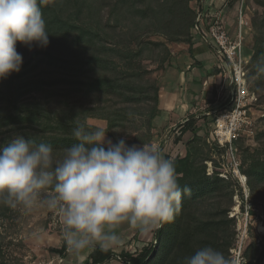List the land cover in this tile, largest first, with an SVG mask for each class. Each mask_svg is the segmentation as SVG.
Returning <instances> with one entry per match:
<instances>
[{"label": "trees", "instance_id": "trees-1", "mask_svg": "<svg viewBox=\"0 0 264 264\" xmlns=\"http://www.w3.org/2000/svg\"><path fill=\"white\" fill-rule=\"evenodd\" d=\"M191 1L44 0L41 11L48 46L29 49L17 43V51L29 49V55L21 53L19 73L0 80V145L23 134L37 144H50L61 154L78 143L72 136L77 125L99 127L88 123L89 118L106 120L104 129L113 142L120 137L128 144L150 142L141 136L137 124L146 120L152 127L159 103V76L172 57L169 45L191 44L195 35H204L203 30L195 31L203 0H194L195 7ZM236 1L227 0V4L232 6ZM245 1L263 9L249 17L253 43L246 65L247 80L255 76L249 90L260 99L264 90V0ZM203 26L206 28L205 21ZM229 103L228 99L220 104L216 112L229 108ZM206 118L198 112L178 124L174 144L181 142L187 131L192 133L184 142L183 156L163 153L175 162L181 188L190 189L182 195L179 213L155 229L153 239L138 252L115 254L97 247L85 264H103L112 258L124 264H183L184 257L204 246H212L230 260L235 232L228 211L235 192L242 198L243 194L238 183L231 182V173L223 177L215 170L207 172L208 162L219 166L215 154L224 158L226 147L208 141ZM200 119L203 125L198 123ZM256 139H264V127ZM239 141L234 142L237 158ZM238 168L247 177L249 202L264 200V144L252 154L244 151ZM7 209L0 206V215ZM66 248L62 239L61 247L52 250L63 256ZM243 256L242 264H261L264 243H250ZM0 264H10L1 241Z\"/></svg>", "mask_w": 264, "mask_h": 264}, {"label": "clouds", "instance_id": "clouds-1", "mask_svg": "<svg viewBox=\"0 0 264 264\" xmlns=\"http://www.w3.org/2000/svg\"><path fill=\"white\" fill-rule=\"evenodd\" d=\"M44 0H0V80L19 73L23 56L17 43L47 47ZM78 143L57 154L17 134L0 145V206L57 212L69 251L107 250L124 243V224L149 232L171 222L190 193L178 183L175 162L155 144L115 142L102 127L79 124ZM183 264H231L212 246L198 248Z\"/></svg>", "mask_w": 264, "mask_h": 264}, {"label": "rangeland", "instance_id": "rangeland-1", "mask_svg": "<svg viewBox=\"0 0 264 264\" xmlns=\"http://www.w3.org/2000/svg\"><path fill=\"white\" fill-rule=\"evenodd\" d=\"M240 2L241 6H243L242 10L244 11L245 20L246 13L249 17H251L255 10H263L255 3L247 4L245 0H240ZM191 5L195 7L196 1H191ZM29 49L22 51L21 53L25 52L24 55H29L27 53L30 52ZM254 79L255 76L251 77V80H248V85H250ZM221 91L222 90L220 89V92ZM260 93V99L256 94V97L258 98L256 100V109L264 112V90H261ZM262 118L263 117H258L252 129L247 132H243L239 137V145H241V149L238 150L239 163L241 155L244 151L252 154L256 147H261L264 144V139L259 141L256 139V133L264 127V120H261ZM87 121L90 124H94L102 128H106L107 126V122L104 119L89 118ZM207 121L208 123L206 124V129L209 133L208 137L211 138L213 121L211 118ZM198 123L203 125L204 121L200 119ZM137 126L141 136L145 139H150V142L147 144H151L153 142L160 143V147L163 149L162 153H170L174 156H181L180 153L183 151L185 154V150L181 144L178 146L179 148H177L175 147L176 144L173 142L174 135L177 134L176 131L178 129V125L167 128L166 133L165 131H161L160 133L159 129L154 130L153 126L149 127L146 120L139 121ZM140 129H143V133ZM199 133L203 134L204 130H200ZM161 134H164L163 136L165 137L162 140L160 139ZM191 136V133L185 136V141ZM129 141H131L130 138ZM208 141L212 142L211 140ZM132 144L140 143L132 142ZM215 158L218 159L219 166H213V164L208 162L207 172L211 173L215 170L220 174H224L225 176L221 175L223 177H228L231 173V182L238 183L243 194L242 198L239 193L235 192L232 197L231 208L228 211V217H233L234 219V223H232L230 227L231 230L235 232L232 240V248L230 249V262L231 264H242L245 260L243 256L244 250L250 243L256 242L260 245L261 243H264V200H259V203L257 204L250 203L249 197L251 195V191L248 187L247 177L240 171L241 176L239 178L233 173L232 166L227 159L226 153L224 158H218V155L216 154ZM63 231L64 225L57 212L49 210L43 206L36 207L30 211L25 210L22 207H8L5 215H0V241L2 242V252L5 259L9 261L10 264H36L37 261L45 259V257L42 256L43 254L47 251H51V249H54L55 247H61ZM238 251H240V254H238ZM261 264H264V259Z\"/></svg>", "mask_w": 264, "mask_h": 264}, {"label": "crops", "instance_id": "crops-1", "mask_svg": "<svg viewBox=\"0 0 264 264\" xmlns=\"http://www.w3.org/2000/svg\"><path fill=\"white\" fill-rule=\"evenodd\" d=\"M240 9H243L240 0L232 6L227 4V0L202 1L204 21L208 23L210 19L216 17L232 37L237 35ZM245 16L246 24L243 25L242 32L244 35V54L248 59L252 53V34L248 22L249 15L246 13ZM169 47L172 57L166 62L165 69L159 76L158 109L151 122L154 130L159 129L160 133L161 131L166 133L167 128L177 126L188 115L201 111L207 115V120L214 119L215 115L219 113L216 112V108L219 106V97L222 94L220 89L224 85V61L217 54L212 42L203 34L195 35L191 44L171 43ZM140 130L143 133V129ZM190 133V131H187L182 136V141L177 143L175 147L179 148L178 146L181 144L186 151L184 137ZM163 135L161 134V140L165 138ZM181 152L180 154L183 156L184 152ZM154 230L141 232L128 224L121 225L117 231L124 243L121 246L109 249L115 254L122 251L136 253L153 239ZM54 249H58V247ZM91 251L84 250L79 254H75L69 251L67 246L63 256L51 249V251H47L42 255L45 257L42 260H54V264H85ZM58 256L61 258L59 262ZM103 264L124 263L117 258H112Z\"/></svg>", "mask_w": 264, "mask_h": 264}, {"label": "built area", "instance_id": "built-area-1", "mask_svg": "<svg viewBox=\"0 0 264 264\" xmlns=\"http://www.w3.org/2000/svg\"><path fill=\"white\" fill-rule=\"evenodd\" d=\"M204 18V12L201 10L197 18L195 31H204V36L212 42L217 54L224 61V85L221 87L222 94L219 97V103L222 104L228 99L230 100L229 108L215 115L212 123L211 138L208 137V140L226 147L227 159L232 166L233 173L239 178L241 174L238 168L239 160L235 155L236 147L234 142L243 132L252 129L258 117H264V112L256 109L257 97L248 87V70L246 67L248 59L244 54V35L242 32V27L246 24V20L244 19L243 10L240 9L237 35L232 37L216 17L215 19H210L206 23L205 28L203 26ZM151 144H155L160 148V143L158 142ZM238 254H240V251H238ZM57 259L58 262L61 261L60 256ZM36 264H54V260H40Z\"/></svg>", "mask_w": 264, "mask_h": 264}]
</instances>
